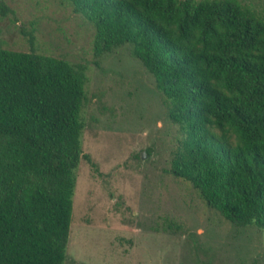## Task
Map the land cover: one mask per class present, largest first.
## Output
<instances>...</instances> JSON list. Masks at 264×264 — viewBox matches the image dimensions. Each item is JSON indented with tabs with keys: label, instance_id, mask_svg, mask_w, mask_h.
Listing matches in <instances>:
<instances>
[{
	"label": "trees",
	"instance_id": "obj_1",
	"mask_svg": "<svg viewBox=\"0 0 264 264\" xmlns=\"http://www.w3.org/2000/svg\"><path fill=\"white\" fill-rule=\"evenodd\" d=\"M98 57L126 46L177 126L167 171L264 233V15L238 0H65ZM13 11L0 0V21ZM0 47V264H63L85 67Z\"/></svg>",
	"mask_w": 264,
	"mask_h": 264
},
{
	"label": "rangeland",
	"instance_id": "obj_2",
	"mask_svg": "<svg viewBox=\"0 0 264 264\" xmlns=\"http://www.w3.org/2000/svg\"><path fill=\"white\" fill-rule=\"evenodd\" d=\"M264 15V0H238ZM0 47L85 67L81 152L63 264H264V233L234 227L167 169L177 126L126 46L98 57L65 0H4Z\"/></svg>",
	"mask_w": 264,
	"mask_h": 264
}]
</instances>
